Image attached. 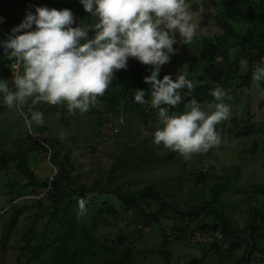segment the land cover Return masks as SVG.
Instances as JSON below:
<instances>
[{"label": "rangeland", "instance_id": "374dc122", "mask_svg": "<svg viewBox=\"0 0 264 264\" xmlns=\"http://www.w3.org/2000/svg\"><path fill=\"white\" fill-rule=\"evenodd\" d=\"M74 0H42L39 5H50L54 9L76 10L70 3ZM222 0H218L220 2ZM38 0H0V24L13 20L14 16L20 15L24 18L27 11H34ZM206 11L213 12L214 7L211 0H203ZM221 3V2H220ZM219 5L217 11H222ZM77 21V18H74ZM203 21V19L201 20ZM199 23L197 34L190 45L183 48L179 42L174 45L176 54L171 57L170 63L163 65L165 75L173 78L180 73L179 70L187 66V60L198 47L209 44L211 36L217 33L213 22ZM90 21L84 22L88 23ZM73 25V27H75ZM4 29V28H3ZM219 33V31H218ZM92 33H89L91 37ZM6 37L0 36V39ZM0 58V78L11 79V71L2 75L5 64ZM115 74L123 76L124 70ZM121 73V74H120ZM12 75V74H11ZM164 76V75H163ZM161 76L158 79H162ZM231 100L229 101L232 115L226 121L217 125V131L221 136V143L206 153L192 155L189 159L183 158L179 153L152 143L153 133L159 126L158 116L150 127H143L134 115L125 117L121 114L112 113L100 102L90 108L87 114L68 118V113L58 111L45 114L52 105H31L29 100L24 105V111L42 109L44 123L41 125L47 131L37 132L36 126L29 131L22 117L14 109H9L0 102V150L27 152V163L35 172L39 181H44L52 174L55 176L58 169L52 165V160L44 156V152L37 144L48 140L61 148V153L66 157V150H70L69 157L75 171L73 174L80 182V188L85 190L78 194L76 219L80 227L81 235L77 247L70 245L76 255L84 258L92 257L84 253L85 245L81 242H94L92 255L99 249V258L102 264H115L128 252H131V264H165L158 256L146 257L148 250H156L161 243L159 230L155 227L145 226L136 219L131 212L123 214L120 219H112L107 215L104 205L119 209V201L106 194H97L89 189L103 184V178L111 165L118 160L117 168L126 171L122 176L112 175L111 186H121L123 191L130 196H135L147 188H156L161 191L163 198L169 205L185 213L190 208L201 207L208 200V190L215 184L227 186L226 191L217 202V208L223 210L226 218L225 232L218 222H213L214 227L208 226V217L199 215L194 219L191 215L183 214L176 222L164 220L161 227L174 232L170 239L168 264H185L190 259L200 258L203 264H228L219 262L227 251H234L244 240L243 232L251 223L248 208L251 204H264V95L255 92L250 87L233 90L227 87ZM62 107L58 105V109ZM100 111H99V110ZM210 111L208 106L203 107ZM252 126L254 132L247 135L243 129ZM63 134V138L61 135ZM27 135H31L28 139ZM16 138H21L15 142ZM143 142L145 149L138 152L135 150L137 143ZM18 143V145L16 144ZM126 149V151H125ZM147 165L132 168L139 163L138 158ZM52 158V156H51ZM53 168L56 170H53ZM19 171L14 166L8 170V176L0 175V180L13 178ZM116 177V178H115ZM21 187L25 185V179H18ZM3 189H0V191ZM21 200V199H20ZM84 201V207H80V201ZM21 201L16 203L20 204ZM87 205L89 207H87ZM87 207V209L85 208ZM28 209V208H27ZM34 209L24 210L18 217V224L9 233L0 229V264H18L23 257L28 255L26 251L19 248L27 245L28 239L24 238L21 231L25 214ZM122 215V213H121ZM175 214L173 215V217ZM27 220H25L26 222ZM25 224V223H24ZM39 229V228H38ZM19 230V231H18ZM264 235V229L260 232ZM54 237V236H53ZM264 245V243H263ZM240 253L239 251L234 254ZM54 255H52L53 257ZM98 256V255H96ZM48 257H46V260ZM51 260V259H50ZM52 261H47L50 264ZM256 264H264L257 263Z\"/></svg>", "mask_w": 264, "mask_h": 264}, {"label": "clouds", "instance_id": "9594fccd", "mask_svg": "<svg viewBox=\"0 0 264 264\" xmlns=\"http://www.w3.org/2000/svg\"><path fill=\"white\" fill-rule=\"evenodd\" d=\"M78 2L90 22L73 27L75 19L70 9L35 7L5 34L6 38L0 39V58L10 61L12 74L10 80L0 78V102L18 112L29 131L33 125L44 123L43 112L24 111L29 100L33 106L63 104L69 116L83 115L104 95L115 73L127 70L131 58L150 66V74L143 77L148 89L135 90L133 99L157 111L159 126L152 143L185 159L219 145L217 125L232 115L231 105L225 103L231 97L217 86L210 91V111L191 99L182 111L170 114L169 108L181 102L180 90L191 92L198 82L188 78L186 66L175 80L169 74L158 79L162 66L176 54L174 45L193 42L206 11L203 0ZM248 63L241 58L240 69L247 72ZM251 81L253 90L264 95L260 87L264 82V57L254 64ZM38 191L26 198L37 199ZM80 207H84L83 200Z\"/></svg>", "mask_w": 264, "mask_h": 264}, {"label": "trees", "instance_id": "16d2710c", "mask_svg": "<svg viewBox=\"0 0 264 264\" xmlns=\"http://www.w3.org/2000/svg\"><path fill=\"white\" fill-rule=\"evenodd\" d=\"M38 0L35 7H48L50 5H39ZM214 7L213 12L205 11L203 21L205 24L208 19L213 22V26L219 31L211 36L209 44L204 47H198L195 53L187 60L186 70L189 73V79L197 81V86L189 92L187 89L181 91V102L176 108H169V113L180 112L183 106L191 99H196L203 107L213 103V98L210 91L219 86L221 87L226 96H229L228 88L232 86L233 90L241 89L243 87H250L253 89L251 81V72L254 64L264 57V0H211ZM219 5L223 8L222 11H217ZM76 10L73 13L76 26L84 22L90 21L89 14L84 12L82 5L78 0L70 3ZM23 18L20 15L14 16L13 20L0 24V36L5 34L12 28L17 26ZM74 24V25H75ZM207 24V23H206ZM207 24V25H208ZM6 31H4V29ZM187 45H183L185 48ZM241 58L248 60V71L244 72L239 67V60ZM5 64L4 72L2 75L9 74L8 64L10 61L4 59ZM150 66L141 65L134 59H129L127 70H124L123 76L114 75L113 82L109 85L104 95L98 97L97 105L100 108V103L107 110L112 113L121 114V116L129 117L135 116L138 118L143 127H150L153 123L157 111L150 109L148 106H141L134 102V91L137 89H148V85L143 83V77L150 74ZM181 68L178 73L183 71ZM123 71V70H122ZM121 71V73H122ZM120 73V74H121ZM165 71L161 70L160 75H165ZM175 76L172 78L175 80ZM264 88V82L260 84ZM147 98V97H146ZM100 102V103H98ZM229 103V101H225ZM61 110L58 105L49 107V111L45 114L56 113L62 111L67 113L65 105L61 104ZM2 108H0L1 112ZM99 110V109H98ZM42 112V109H39ZM100 111V110H99ZM87 113L83 114L84 116ZM80 114L69 116L68 118L76 119ZM153 121V122H152ZM37 132H45V127L36 126ZM244 134H251L254 132L252 126H247L243 129ZM31 139V135H27ZM21 138H16L15 142L20 141ZM18 145V143H16ZM47 156L48 161L52 160V165L57 167L58 171L53 176L50 183V190L43 200L33 198H26L36 193V191L46 188L48 184L47 178L44 181H39L35 172L30 168L27 163V152L31 149L24 151H8L0 150V175L4 173L8 176V170L14 166L19 171V176L13 175V178H4L0 180V229L2 235L4 232L9 233L17 227L18 217L24 210L34 209L33 211L25 214L24 229L21 234L24 238L28 239L27 245H24L19 251H26L28 255L23 257V261L18 264H46L47 261H52L50 264H102L99 249L95 255H92L94 242L84 241L81 242L85 245L84 253L92 257L84 258L83 256L76 255L73 251L77 247V242L80 239L83 226L79 225L76 219L77 215V202L76 197L78 194H83L85 190L80 188V182L73 174L75 168L70 161V150H66V157L61 153V148L58 145L51 144L45 138L43 142L37 144ZM143 142L135 145V150L141 152L145 149ZM126 151V149H125ZM52 156V158H51ZM118 159L107 170L103 178V184L96 185L88 191L97 194H106L119 201L121 207L116 209L112 206L104 205L107 215L112 219H120L123 214L131 212L135 215L136 219L142 222L145 226L157 227L161 237V243L158 249L148 250L145 252L146 257L153 258L158 256L162 263L168 264L170 259L169 245L170 239L174 237V232L168 231L166 228L161 227L164 220L176 222V220L183 216V214H190L194 219H199V215L208 217V226L205 229L214 227L213 222H218L220 228L225 232L226 218L221 208H217L216 204L221 198V195L228 188L220 184L211 186L208 190L209 197L203 206L190 208L185 213L180 214L179 211L173 209L167 200L161 195V191L156 188H147L140 191L135 196H130L123 191L121 186H111L112 175L116 177L122 176L126 171L123 168H117ZM142 155L138 158L139 163L132 168H139L147 165L142 159ZM115 177V178H116ZM25 179V185H19L18 179ZM21 199V200H20ZM21 201L20 204L16 203ZM87 207H89L87 205ZM85 206V208L87 209ZM28 208V209H27ZM122 213V215H121ZM248 213L251 217V223L243 232L245 238L235 248L234 251H227L224 253V258L220 259V263L228 264H256L264 263V235L260 232L264 229V204H251L248 208ZM175 216L173 217V215ZM25 220H27L25 222ZM39 228V229H38ZM19 231V230H18ZM54 236V237H53ZM0 241V245H1ZM70 245H73L71 249ZM239 251L240 253L234 254ZM52 255H54L52 257ZM98 255V256H96ZM46 257L48 259L46 260ZM51 259V260H50ZM131 252H128L122 259L115 261V264H131ZM185 264H203L200 258L190 259Z\"/></svg>", "mask_w": 264, "mask_h": 264}, {"label": "built area", "instance_id": "2783aa9c", "mask_svg": "<svg viewBox=\"0 0 264 264\" xmlns=\"http://www.w3.org/2000/svg\"><path fill=\"white\" fill-rule=\"evenodd\" d=\"M4 31H5V29H4ZM53 175H54V174H52V175L49 177V181H48V185H47V187H46L45 189H42V190H40V191L37 192V194L35 195V197H36L37 199H43L44 196L47 194V192L50 190V183H51L52 180H53ZM31 197H34V195L31 196Z\"/></svg>", "mask_w": 264, "mask_h": 264}]
</instances>
